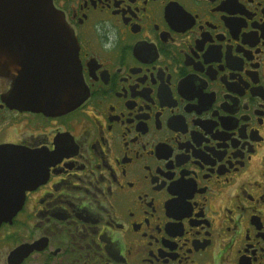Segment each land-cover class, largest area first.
<instances>
[{
	"label": "flooded vegetation",
	"instance_id": "af4514ba",
	"mask_svg": "<svg viewBox=\"0 0 264 264\" xmlns=\"http://www.w3.org/2000/svg\"><path fill=\"white\" fill-rule=\"evenodd\" d=\"M53 5L85 94L0 63V264H264V0Z\"/></svg>",
	"mask_w": 264,
	"mask_h": 264
},
{
	"label": "water",
	"instance_id": "95a60500",
	"mask_svg": "<svg viewBox=\"0 0 264 264\" xmlns=\"http://www.w3.org/2000/svg\"><path fill=\"white\" fill-rule=\"evenodd\" d=\"M0 63L19 74V95L22 81L35 78L34 91L21 101L26 106L54 103L64 113L85 94L77 42L53 0H0Z\"/></svg>",
	"mask_w": 264,
	"mask_h": 264
}]
</instances>
